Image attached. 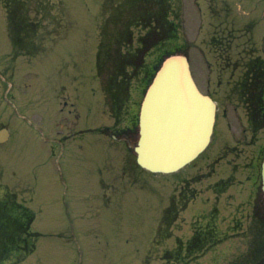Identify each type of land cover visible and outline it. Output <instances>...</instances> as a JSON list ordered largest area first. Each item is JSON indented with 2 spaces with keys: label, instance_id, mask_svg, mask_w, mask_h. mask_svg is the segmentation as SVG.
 Listing matches in <instances>:
<instances>
[{
  "label": "rangeland",
  "instance_id": "1",
  "mask_svg": "<svg viewBox=\"0 0 264 264\" xmlns=\"http://www.w3.org/2000/svg\"><path fill=\"white\" fill-rule=\"evenodd\" d=\"M101 1L65 0L69 24H64L60 36L68 37L47 56L40 55L31 60L11 55L16 50L9 39L6 15L0 7V65L9 64L7 80L2 77L6 71H0V110L4 111L12 131L11 140L0 145V181L25 192L32 189L31 204L37 211L32 228L43 233L36 251L25 263L254 264L256 259L252 249L255 243L264 242V238L255 237L251 243L249 239L230 237L216 249L187 263L164 259L167 243L160 240L171 227L176 234L190 235V222L198 220L203 207L208 210L215 204L220 206L219 216L228 214L227 222L232 214L242 215L247 225L255 221V200L250 196L247 173L252 172L251 158H257L256 144L262 145L264 141V127L260 126L257 132L251 133L246 130L251 115L246 116L243 109L240 114L235 110L232 123L226 130L224 121L221 123L222 139L220 135L218 139L215 137L208 151L185 169L172 174H154L130 166L122 168L126 157L125 144L121 143L116 157L102 131L97 130L108 124L109 119L100 110L103 98L95 77L94 62L100 20L109 22L115 18V29L122 30L131 18L128 17L127 22L122 15L102 18L116 7L114 10L109 3L101 7ZM51 20L49 16L39 32V37L44 40L50 29H58L59 21L50 27ZM134 30V42L138 45L140 37L146 35V27L136 25ZM193 38V34L187 37L183 43L185 48L190 47L187 42ZM190 53L194 55L192 48ZM213 54L209 60L214 66L225 64L223 60H215L217 54L216 57ZM196 67L203 86L215 93L221 117L228 108L224 89L218 91L215 85L210 88L202 74V66L197 64ZM11 72H14L13 77ZM15 92L17 101L24 102L22 105L13 100ZM63 93L73 95L76 100L79 117L78 120L72 117V121L77 120L75 130L94 129L71 141H62L53 132L56 128L52 121L61 115L58 98ZM239 105L236 100L232 103V107L238 106L241 110ZM67 121L64 119L62 123ZM255 122V126L261 124V120L255 119ZM255 133L258 135L254 137ZM230 146L236 149L234 154L228 155L227 161L225 152ZM205 158L214 162L212 172H209V161H204ZM246 164L247 171H243L242 166ZM235 165L240 167L237 171L232 169ZM110 172L111 176L119 173V178L111 179ZM227 174L234 176L237 184L232 188L226 185L216 200L213 189L221 188L216 181ZM183 175L190 177L186 183H189L190 190L197 192V197L186 200L185 205L178 203L176 207L174 199L181 189ZM103 179L106 184L102 186ZM112 181L115 187L111 188L109 182ZM102 187L109 192L107 197ZM152 238L151 254L143 260Z\"/></svg>",
  "mask_w": 264,
  "mask_h": 264
},
{
  "label": "flooded vegetation",
  "instance_id": "2",
  "mask_svg": "<svg viewBox=\"0 0 264 264\" xmlns=\"http://www.w3.org/2000/svg\"><path fill=\"white\" fill-rule=\"evenodd\" d=\"M204 15L212 17L207 19L205 24L200 21L197 34L211 37L206 44L198 46V51L220 52L225 64H215L211 66L209 77L206 78L204 71L202 74L210 88L215 83L219 87L218 91L225 92L228 100V112H231L229 105L236 100L242 107H233L236 113H242V109L247 115H251V120L246 128L251 133L257 132L258 128L264 127V103L262 93L264 91V2L258 0H222L219 4L216 0H206L203 3ZM202 10V7H200ZM206 11L208 12L206 14ZM215 20V22H214ZM209 26H213L208 29ZM211 35V36H210ZM212 61L200 62V64H212ZM198 81H199V77ZM215 79V83H213ZM226 84L223 85V82ZM214 97L215 93H211ZM261 120V124L256 123L252 118ZM231 116L228 113V123ZM255 126V127H254ZM258 133L254 134V137ZM264 137V136H263ZM257 138V137H256ZM256 140V139H255ZM253 140V143L254 141ZM257 156L264 152V141L262 145L256 144ZM235 146L228 148V155L233 153ZM206 228H208L206 230ZM205 229L197 230L194 240L199 242H209L211 240L222 241L226 237H211L213 228L207 226ZM183 242H181L182 245ZM176 250L179 253V249ZM191 244L187 245L190 251Z\"/></svg>",
  "mask_w": 264,
  "mask_h": 264
},
{
  "label": "water",
  "instance_id": "3",
  "mask_svg": "<svg viewBox=\"0 0 264 264\" xmlns=\"http://www.w3.org/2000/svg\"><path fill=\"white\" fill-rule=\"evenodd\" d=\"M214 104L198 89L187 57L166 58L143 102L139 162L154 171H171L207 144Z\"/></svg>",
  "mask_w": 264,
  "mask_h": 264
}]
</instances>
